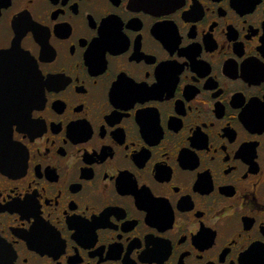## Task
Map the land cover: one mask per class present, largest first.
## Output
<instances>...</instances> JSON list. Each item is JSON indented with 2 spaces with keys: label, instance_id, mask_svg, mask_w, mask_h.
<instances>
[{
  "label": "flooded vegetation",
  "instance_id": "flooded-vegetation-1",
  "mask_svg": "<svg viewBox=\"0 0 264 264\" xmlns=\"http://www.w3.org/2000/svg\"><path fill=\"white\" fill-rule=\"evenodd\" d=\"M0 264H264V0H0Z\"/></svg>",
  "mask_w": 264,
  "mask_h": 264
},
{
  "label": "water",
  "instance_id": "water-1",
  "mask_svg": "<svg viewBox=\"0 0 264 264\" xmlns=\"http://www.w3.org/2000/svg\"><path fill=\"white\" fill-rule=\"evenodd\" d=\"M14 57L15 56L12 53L5 54L4 56L2 55L0 57V62L4 63L6 65H9V64L13 63Z\"/></svg>",
  "mask_w": 264,
  "mask_h": 264
}]
</instances>
